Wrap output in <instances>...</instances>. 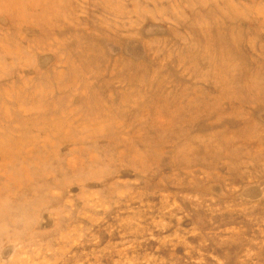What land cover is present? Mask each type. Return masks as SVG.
I'll use <instances>...</instances> for the list:
<instances>
[{
	"label": "rangeland",
	"instance_id": "rangeland-1",
	"mask_svg": "<svg viewBox=\"0 0 264 264\" xmlns=\"http://www.w3.org/2000/svg\"><path fill=\"white\" fill-rule=\"evenodd\" d=\"M0 264H264V0H0Z\"/></svg>",
	"mask_w": 264,
	"mask_h": 264
},
{
	"label": "bare ground",
	"instance_id": "bare-ground-1",
	"mask_svg": "<svg viewBox=\"0 0 264 264\" xmlns=\"http://www.w3.org/2000/svg\"><path fill=\"white\" fill-rule=\"evenodd\" d=\"M9 1H10V0H9ZM17 143H18V146H19V150H22V146H23V144L21 145L20 142H17ZM19 150H16L15 152H17V151H19ZM13 155H14L13 152H11V153L7 152V153H5V159H6V160H7V159L10 160V158H12Z\"/></svg>",
	"mask_w": 264,
	"mask_h": 264
}]
</instances>
